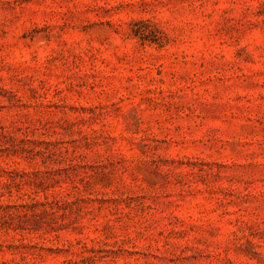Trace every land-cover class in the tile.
I'll list each match as a JSON object with an SVG mask.
<instances>
[{"label":"rangeland","instance_id":"1","mask_svg":"<svg viewBox=\"0 0 264 264\" xmlns=\"http://www.w3.org/2000/svg\"><path fill=\"white\" fill-rule=\"evenodd\" d=\"M0 264H264V0H0Z\"/></svg>","mask_w":264,"mask_h":264}]
</instances>
